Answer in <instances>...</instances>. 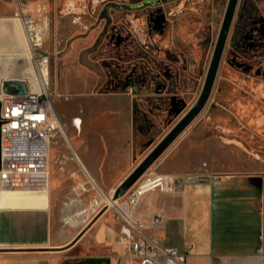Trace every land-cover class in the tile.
Listing matches in <instances>:
<instances>
[{
	"label": "rangeland",
	"instance_id": "rangeland-1",
	"mask_svg": "<svg viewBox=\"0 0 264 264\" xmlns=\"http://www.w3.org/2000/svg\"><path fill=\"white\" fill-rule=\"evenodd\" d=\"M47 1L57 3L54 17L50 10L44 13V7L37 16H29L35 19L37 30L41 29V34L37 31L41 41L37 53L49 56L48 86L61 122L75 148L87 157L93 156L94 148L98 151L106 145L110 131L111 144L116 152L124 151L125 157L122 160L116 153L112 167L120 164L129 167L123 180L195 104L203 88L227 0H214L212 13L203 18L196 14L193 0L187 1L184 12H176L180 0H76L74 4H67L68 0ZM256 1L264 18V0ZM12 5L15 13L22 10L19 0H0V13L13 11ZM171 11L176 15H171ZM77 15L82 17L75 22ZM198 21L206 26L202 38L195 37ZM207 35L210 40L206 43ZM237 40L231 32L205 107L148 170L192 173L215 164L224 166L229 161L246 159L249 156L243 152V145L250 151L264 148V127L248 129L247 117L237 119L232 112L248 114L237 110L246 108V104L236 109L232 104L255 100L250 106L255 109L251 116L264 115V89L256 86L258 82L264 83V74L256 71L264 63V50L253 57L255 64L245 71L240 58L237 64L232 62ZM191 46L198 52L196 62L188 52ZM180 54L185 57L187 69L182 70L178 87H173L170 94L164 89L148 96L147 85L120 83L134 64L154 69L161 81H165L163 69L179 67V62L172 59ZM199 61H202L200 69L195 70L193 67ZM164 97L172 98L174 108L170 116L167 113L161 120L158 115L163 108L153 107L152 100L162 106ZM257 101L259 105H255ZM158 109L160 112L156 113ZM149 117L155 127L150 128ZM75 118L87 119L81 134L73 127ZM71 149L66 134L58 129L51 146V174L56 182L51 185L50 193L62 204L71 193ZM118 186L104 188L115 194ZM80 251L81 246L77 253Z\"/></svg>",
	"mask_w": 264,
	"mask_h": 264
},
{
	"label": "crops",
	"instance_id": "crops-1",
	"mask_svg": "<svg viewBox=\"0 0 264 264\" xmlns=\"http://www.w3.org/2000/svg\"><path fill=\"white\" fill-rule=\"evenodd\" d=\"M11 8L0 13V93L2 89L16 92L10 84L13 80L25 81L28 89L36 90L40 79L33 58L39 49L27 51L17 17L21 11L37 16L42 8L53 16L57 3L24 0L22 10L15 13ZM85 122L83 118L78 134ZM252 122L248 129L263 128L264 115ZM111 137L108 131L106 145L98 151L94 148L90 157L70 140L71 193L63 204L50 193L56 182L52 174L44 204H29L34 195L27 190L0 189V264H129L120 243L122 223L112 210L99 211L90 205L101 194L94 184L106 195H114L104 187L120 185L129 168L112 167L115 155L125 157L124 151L116 152ZM243 149L249 157L224 166L215 164L192 173L166 169L182 176L194 174L196 181L183 180L173 191L147 192L133 209V217L152 223L157 214H163V222L154 227L160 243L180 251L191 245L189 264H264V148L250 151L243 145ZM74 151L80 160L73 157ZM83 183L87 189L79 187ZM80 246L82 251L77 253Z\"/></svg>",
	"mask_w": 264,
	"mask_h": 264
},
{
	"label": "built area",
	"instance_id": "built-area-1",
	"mask_svg": "<svg viewBox=\"0 0 264 264\" xmlns=\"http://www.w3.org/2000/svg\"><path fill=\"white\" fill-rule=\"evenodd\" d=\"M19 3L22 9L23 2L19 0ZM21 18L33 48L39 47L41 41L37 34L35 19L25 15L23 11ZM36 62L40 73L49 71L47 54L36 53ZM0 100L2 101L0 189L48 191L51 178V146L56 131L62 129L56 123L59 114L49 86L45 85L43 80H39L38 89H29L26 93H10L2 89ZM77 119H80V123ZM74 124L80 131L81 118H75ZM73 153V157L79 159L77 153L75 151ZM81 167L85 168L82 163ZM73 174L77 176L76 171ZM183 180L195 182L196 175L182 176L147 170L133 186L123 190L118 198L106 195L99 185L94 184L101 194L93 197L90 205L99 211L112 210L122 223L120 243L126 251L129 264H189L187 257L191 245L188 246V250L180 251L160 243L154 227L163 222L165 218L163 214H157L152 223L136 219L132 215L133 209L144 194L154 190H176L180 188ZM79 187L87 189L85 183ZM260 251L263 252V249L260 248Z\"/></svg>",
	"mask_w": 264,
	"mask_h": 264
},
{
	"label": "flooded vegetation",
	"instance_id": "flooded-vegetation-1",
	"mask_svg": "<svg viewBox=\"0 0 264 264\" xmlns=\"http://www.w3.org/2000/svg\"><path fill=\"white\" fill-rule=\"evenodd\" d=\"M75 1L76 0H68L67 4H74ZM187 1H190V0H180L176 12L186 11L187 9L185 8V5H186ZM193 2H194L193 8L195 9L196 14H198L202 18L207 17L208 15H210L212 13L213 5L215 3L214 0H193ZM229 3H230V0H227L226 9H225L224 16H223V19L221 22V26H220L219 31L217 33L215 43H214L213 53H212L210 64H209V67H208V70L206 73V77H207V74H208V71H209V68L211 65V61H212V58H213V55H214V52H215V49H216V46L218 43V39H219V36L221 33V29H222V26L224 23V19H225L226 13H227ZM73 6H75V5H73ZM169 13L171 15H174V16L176 15L175 11H171ZM236 16H238V19H236ZM77 17L78 18H76L75 22L77 20L79 21V18H81L82 16L77 15ZM200 20H202V19H200ZM203 24L204 23L202 21L199 22L198 27L195 30V37L199 36L202 38L203 33L206 31V26ZM167 26H168V28H170V23H168ZM208 27H210V26L208 25ZM231 32L233 33L234 38H236V37L238 38L237 45H236L237 49H235V51L237 53H236V57L232 60V62L237 64V62H238L237 60L240 58L241 62L243 63L242 69L246 71V70H248L247 68H250L251 66H253L252 64H255L253 61V57H257V54L260 52V50H264V18H263V15L260 14L259 5H258L256 0H242V1L237 0L234 16H233V19H232V22L230 25L226 44L224 46V50H223L222 57L220 60L218 72H219V69H220V66L222 63L223 55H224V52L226 50V45L228 43V39L230 37ZM209 40H210V36L207 35V39L205 40L206 43ZM194 48H192V46H191V48L189 47L188 52L191 54L190 58L196 62V60H197L196 54L198 52H195L196 49L194 50ZM253 54H255V55H253ZM203 60H204V57L202 58V61ZM172 61L179 62L180 66L179 67L178 66L173 67V68L171 66H169V69H167V71L165 69H163L162 74L166 79L165 81H161L162 77H160L158 73H155L154 69H149L148 66H147V68H144L143 66H140V65L137 66L134 64L131 67V71L128 73V75L121 78L122 81H120V83L122 84L124 81L125 85L131 84V85L135 86L136 84H139V83H141L143 85H147V88L150 90L148 96H152V94H154V92H156V91L162 92L164 89H168V91H169L168 94H170V91H172L173 87H178L179 80H180L179 76L182 73V70L185 71L187 69V65L185 64V57L182 54H180L177 59H172ZM202 61H199L197 63V65L194 66L193 68L195 70L200 69ZM259 62L261 63V61H259ZM192 64H193V62H192ZM259 65L260 66H258L256 71L261 73V74H264V63L259 64ZM165 68H166V66H165ZM189 68L192 69V66L189 65ZM123 72L124 71H122V73ZM218 72H217V76H218ZM217 76H216V78H217ZM206 77H205V81H206ZM205 81H204V84H205ZM215 81H216V79H215ZM204 84H203V87H204ZM259 85H261V86L259 87ZM256 86L258 88H260L261 90L264 89V83L258 82V84H256ZM202 90H203V88H202ZM202 90H201L195 104L185 113V115L198 104ZM168 96H170V95H168ZM165 100L166 101L168 100V102L165 103ZM162 101H163V103L161 106L159 101H155V99L152 100V106L153 107L159 106V108H163V110L161 111L162 114L158 115V117L161 118V120L166 118L167 113L170 116L171 111L174 108V105L172 104V101H173L172 98H171V100H169V97L168 98L164 97ZM254 101L255 100H252V101H249L248 103H244L245 101H242V102L239 101V102H235L234 104H232V105H234V109H236L238 106H242V105L246 104L247 105L246 108L242 109L240 107V109L238 108L237 110H243L244 112L245 111L249 112L248 114L244 113L245 114L244 115V114H240V113L237 114V113H235L236 110H232L234 118L240 119V117H241V120H245V118L247 117V119L249 120L247 126L252 125L253 124L252 120L258 119L262 115V114H257V115L251 116V112H253L255 109L251 108L250 106L252 104H254L253 103ZM255 105H259L258 101ZM150 110L153 111L152 108H150ZM156 111H157L156 113L160 112L159 109ZM148 120H149L148 123L150 122L149 123L150 128L155 127V122L150 117L148 118ZM248 120H246V121H248ZM254 127L258 128L256 126H254ZM258 129L260 130L261 128H258Z\"/></svg>",
	"mask_w": 264,
	"mask_h": 264
},
{
	"label": "water",
	"instance_id": "water-1",
	"mask_svg": "<svg viewBox=\"0 0 264 264\" xmlns=\"http://www.w3.org/2000/svg\"><path fill=\"white\" fill-rule=\"evenodd\" d=\"M237 0H230L218 43L211 61V65L206 77V81L199 99L198 104L191 109L164 137V139L153 149V151L128 175L117 187L114 197L118 198L123 190L129 189L137 180L150 168V166L161 156V154L171 145V143L180 135V133L192 122L198 113L204 108L215 83L220 60L226 44L230 25L234 16ZM14 86L17 93L28 92V86L25 81L13 80L10 83ZM2 109V101L0 100V116ZM1 118H0V167H1Z\"/></svg>",
	"mask_w": 264,
	"mask_h": 264
},
{
	"label": "bare ground",
	"instance_id": "bare-ground-1",
	"mask_svg": "<svg viewBox=\"0 0 264 264\" xmlns=\"http://www.w3.org/2000/svg\"><path fill=\"white\" fill-rule=\"evenodd\" d=\"M17 22H18L19 30H20L21 37H22V40H23V45L25 46V48L27 49V51H30V49L33 50V46H32V43H31V39L26 34V32H24L23 22H22V18L20 16L17 17ZM38 30H39L38 31V34H41V29H38ZM48 75H49V71H45L43 74L38 71L37 78H39L40 81L43 80L44 83H45V85L48 86L49 85ZM77 120H78V123H80V119H77ZM56 123L62 127V130L66 134V137H67L68 142L71 144V142H70L71 138L66 133L65 128H64V126H63V124L61 122V119L59 117H57ZM50 183H51V181H50ZM3 189H5V188H3ZM27 191H28V193H32L34 195V199L30 200L28 202L29 204H44V203H47L48 196H49V191H33V190H27Z\"/></svg>",
	"mask_w": 264,
	"mask_h": 264
}]
</instances>
